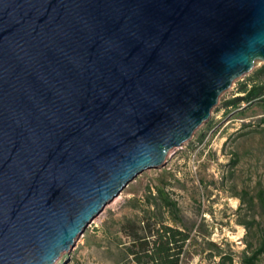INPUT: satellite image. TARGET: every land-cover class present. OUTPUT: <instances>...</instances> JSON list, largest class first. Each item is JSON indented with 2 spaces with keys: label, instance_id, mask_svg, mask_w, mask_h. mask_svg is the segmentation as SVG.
<instances>
[{
  "label": "water",
  "instance_id": "obj_1",
  "mask_svg": "<svg viewBox=\"0 0 264 264\" xmlns=\"http://www.w3.org/2000/svg\"><path fill=\"white\" fill-rule=\"evenodd\" d=\"M264 62V0H0V264H56Z\"/></svg>",
  "mask_w": 264,
  "mask_h": 264
},
{
  "label": "rangeland",
  "instance_id": "obj_2",
  "mask_svg": "<svg viewBox=\"0 0 264 264\" xmlns=\"http://www.w3.org/2000/svg\"><path fill=\"white\" fill-rule=\"evenodd\" d=\"M262 68L238 78L192 138L130 182L56 264H130L122 228L156 218L190 234L180 264H246L264 243V101L225 102L243 95L241 83H264ZM159 181L177 202V217L157 198ZM255 264H264V253Z\"/></svg>",
  "mask_w": 264,
  "mask_h": 264
},
{
  "label": "trees",
  "instance_id": "obj_3",
  "mask_svg": "<svg viewBox=\"0 0 264 264\" xmlns=\"http://www.w3.org/2000/svg\"><path fill=\"white\" fill-rule=\"evenodd\" d=\"M264 71V68H262ZM239 92L242 96L234 97L225 102L227 106H237L243 101H264V83L255 81L249 86L247 82L239 85ZM204 135H202L203 137ZM156 190V196L161 204L172 211V215L177 217L179 207L176 201L166 191V184L162 181L153 184ZM150 194L152 191L149 189ZM144 225V236L138 232L140 226ZM124 228L130 231L133 237V243L127 247L129 254L133 255V262L136 264H180L181 255L185 243L190 238V234L180 230L177 227L168 225L163 220L157 219L151 222L135 221L125 224ZM264 253V243L254 251V253L245 258L246 264H255L257 257ZM131 260V259H130ZM132 263V260L130 261Z\"/></svg>",
  "mask_w": 264,
  "mask_h": 264
},
{
  "label": "crops",
  "instance_id": "obj_4",
  "mask_svg": "<svg viewBox=\"0 0 264 264\" xmlns=\"http://www.w3.org/2000/svg\"><path fill=\"white\" fill-rule=\"evenodd\" d=\"M141 230L145 231L143 227H141ZM121 236L126 247H129L133 243V237L131 236L130 231L126 230L124 227L122 228ZM129 257L132 260V264H136L135 262H133V255L129 254Z\"/></svg>",
  "mask_w": 264,
  "mask_h": 264
},
{
  "label": "bare ground",
  "instance_id": "obj_5",
  "mask_svg": "<svg viewBox=\"0 0 264 264\" xmlns=\"http://www.w3.org/2000/svg\"><path fill=\"white\" fill-rule=\"evenodd\" d=\"M175 149H177V148H175ZM172 153V152H171Z\"/></svg>",
  "mask_w": 264,
  "mask_h": 264
},
{
  "label": "built area",
  "instance_id": "obj_6",
  "mask_svg": "<svg viewBox=\"0 0 264 264\" xmlns=\"http://www.w3.org/2000/svg\"><path fill=\"white\" fill-rule=\"evenodd\" d=\"M130 264H132V263H130Z\"/></svg>",
  "mask_w": 264,
  "mask_h": 264
}]
</instances>
